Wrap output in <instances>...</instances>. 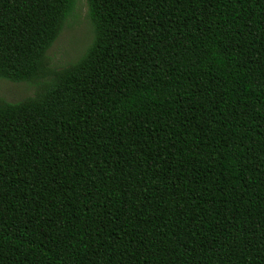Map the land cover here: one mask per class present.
<instances>
[{
	"label": "trees",
	"instance_id": "16d2710c",
	"mask_svg": "<svg viewBox=\"0 0 264 264\" xmlns=\"http://www.w3.org/2000/svg\"><path fill=\"white\" fill-rule=\"evenodd\" d=\"M0 0V264H264V0Z\"/></svg>",
	"mask_w": 264,
	"mask_h": 264
},
{
	"label": "rangeland",
	"instance_id": "374dc122",
	"mask_svg": "<svg viewBox=\"0 0 264 264\" xmlns=\"http://www.w3.org/2000/svg\"><path fill=\"white\" fill-rule=\"evenodd\" d=\"M91 39L86 3L84 0H76L58 37L47 50L49 67L59 69L72 63L84 52ZM32 94L33 86L27 82L0 79V99L6 102H16Z\"/></svg>",
	"mask_w": 264,
	"mask_h": 264
}]
</instances>
